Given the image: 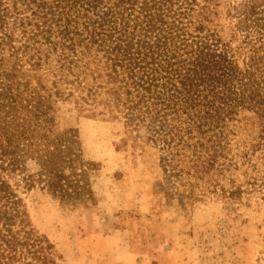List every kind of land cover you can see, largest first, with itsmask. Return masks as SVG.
<instances>
[{
  "label": "trees",
  "instance_id": "obj_1",
  "mask_svg": "<svg viewBox=\"0 0 264 264\" xmlns=\"http://www.w3.org/2000/svg\"><path fill=\"white\" fill-rule=\"evenodd\" d=\"M221 4L0 0V264L61 257L21 189L92 193L60 101L158 148L160 190L181 205L264 200V0H230L228 22Z\"/></svg>",
  "mask_w": 264,
  "mask_h": 264
},
{
  "label": "rangeland",
  "instance_id": "obj_2",
  "mask_svg": "<svg viewBox=\"0 0 264 264\" xmlns=\"http://www.w3.org/2000/svg\"><path fill=\"white\" fill-rule=\"evenodd\" d=\"M229 2L220 5L223 22ZM57 128L78 130L92 193L63 200L40 185L20 193L58 264H264V200L181 205L160 190L158 148L122 120L60 101ZM26 164L39 169L34 159Z\"/></svg>",
  "mask_w": 264,
  "mask_h": 264
}]
</instances>
